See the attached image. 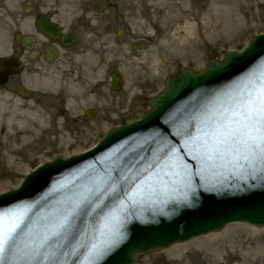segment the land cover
Masks as SVG:
<instances>
[{
  "label": "water",
  "instance_id": "95a60500",
  "mask_svg": "<svg viewBox=\"0 0 264 264\" xmlns=\"http://www.w3.org/2000/svg\"><path fill=\"white\" fill-rule=\"evenodd\" d=\"M224 54L222 63L210 60L201 73L179 68L178 75L164 80V90L148 100L151 109L139 121L110 130L93 150L66 159L57 156L28 173L17 189L1 193L4 227L14 213L21 216V227L43 228L47 221L50 231L64 239L77 233L88 240L103 229V239L112 233L118 238L96 264H133L147 252L220 230L229 222L264 226V156L251 166L255 180L247 191L193 185L206 181L205 160L209 161L214 144L223 143L217 134L219 122L244 98L254 100L260 93L250 82L264 83V34L255 36L242 53ZM113 78V88L118 89L119 80ZM108 165L111 172H105ZM98 172L106 176L91 177ZM129 181L133 195L125 190ZM181 183L192 191L169 199L193 203L188 211L149 224L140 212L133 214V200L149 204L150 196L161 199L162 189L179 188ZM116 195L119 214L103 210ZM85 198L84 205L80 201ZM169 209H163L164 215ZM65 216L71 227L59 226ZM24 233V229L18 233L11 250L6 246L0 252V264H30L22 252L24 241L33 236ZM30 252L29 247L24 251Z\"/></svg>",
  "mask_w": 264,
  "mask_h": 264
},
{
  "label": "rangeland",
  "instance_id": "374dc122",
  "mask_svg": "<svg viewBox=\"0 0 264 264\" xmlns=\"http://www.w3.org/2000/svg\"><path fill=\"white\" fill-rule=\"evenodd\" d=\"M22 2L24 0H7L9 18L16 5ZM143 6L150 9L146 16L137 14L136 22L128 28L130 37H120L118 57L114 52L89 57L84 90L80 92L73 85L72 97L74 103L77 102L73 108H81L82 104L85 108L95 109V115L83 123L86 134L82 139L76 137L75 143L79 145L65 149L61 152L64 155L85 150L110 128L140 117L149 108L146 99L163 89V78L176 73L178 66L201 71L209 57L221 59L223 50H240L251 37L264 32V0H145ZM136 43L142 44L141 47L134 48ZM108 66L122 74L124 85L118 93L110 89V79L106 75ZM95 67L96 72L91 75L90 70ZM96 84L100 87L95 88ZM92 97L97 99L92 100ZM30 149L18 151L15 164L10 168L5 167V155L1 152L0 190L15 187L26 172L60 150L52 153L43 146L37 147L35 154H28L32 153ZM237 225L216 246L212 245L215 247L202 250L205 252L191 248L177 261L167 255L165 249L149 253L135 264H226L229 249H234V253L239 249L241 260L264 261V227ZM241 239L244 245L236 241ZM192 245L195 244L184 246Z\"/></svg>",
  "mask_w": 264,
  "mask_h": 264
},
{
  "label": "flooded vegetation",
  "instance_id": "af4514ba",
  "mask_svg": "<svg viewBox=\"0 0 264 264\" xmlns=\"http://www.w3.org/2000/svg\"><path fill=\"white\" fill-rule=\"evenodd\" d=\"M144 1L24 0L9 18L7 0H0V58L16 61L13 73H7V62L1 68L0 153L14 155L11 146L23 151V136L35 135L34 144L51 151L70 149L76 141L72 130L82 137L85 115H73V85L84 90L89 57L105 52L118 57L120 37H130L128 28L137 14L146 16L150 9L143 8ZM141 45L136 43L134 48ZM96 68L90 70L91 75ZM39 120L45 124L42 129ZM52 136H63L67 142L51 140ZM241 253L237 249L235 264H264L263 259L240 260ZM232 262L228 259L226 264Z\"/></svg>",
  "mask_w": 264,
  "mask_h": 264
},
{
  "label": "snow or ice",
  "instance_id": "6c2138e0",
  "mask_svg": "<svg viewBox=\"0 0 264 264\" xmlns=\"http://www.w3.org/2000/svg\"><path fill=\"white\" fill-rule=\"evenodd\" d=\"M223 121L219 122L217 134L223 143L245 151L249 154L264 156V88L256 98H244L235 110H228ZM247 159V157H245ZM82 204L87 200L82 199ZM23 224L21 216L9 214L7 227H4L3 217L0 216V252L7 246L12 249L18 235V230ZM60 227H71L70 217L65 216Z\"/></svg>",
  "mask_w": 264,
  "mask_h": 264
},
{
  "label": "bare ground",
  "instance_id": "6f19581e",
  "mask_svg": "<svg viewBox=\"0 0 264 264\" xmlns=\"http://www.w3.org/2000/svg\"><path fill=\"white\" fill-rule=\"evenodd\" d=\"M7 157L9 159V163L12 164L14 162L13 156L8 154ZM237 224L238 223H231V224L227 225L220 232L209 233V234H206V235H203L201 237L192 239V240L187 241V242L182 243V244H175L172 247H170L169 249H167L166 253L170 257H173L177 260H181L183 258V256H185V254L191 248L197 249L201 252L203 249H206V247H208V246L215 247L216 246L215 244H217L222 239L223 236L230 234L231 232H233L235 230V228L238 227ZM186 244H195V245L185 247L184 245H186ZM212 245H215V246H212ZM207 250H209V249H207ZM210 250H214V249H210ZM202 252H205V250Z\"/></svg>",
  "mask_w": 264,
  "mask_h": 264
}]
</instances>
